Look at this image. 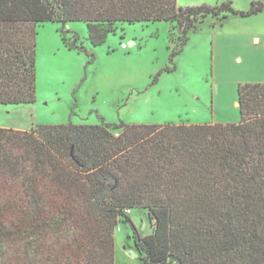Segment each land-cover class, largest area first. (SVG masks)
Instances as JSON below:
<instances>
[{
  "label": "trees",
  "instance_id": "16d2710c",
  "mask_svg": "<svg viewBox=\"0 0 264 264\" xmlns=\"http://www.w3.org/2000/svg\"><path fill=\"white\" fill-rule=\"evenodd\" d=\"M261 12L258 2L239 12L228 1L0 0V106L36 102L45 23L83 22L98 47L122 24L176 22L187 36L207 19ZM238 105V124L0 127V264H115L121 219L145 264H264V83L240 85ZM133 210L148 211L151 235L138 236Z\"/></svg>",
  "mask_w": 264,
  "mask_h": 264
},
{
  "label": "rangeland",
  "instance_id": "374dc122",
  "mask_svg": "<svg viewBox=\"0 0 264 264\" xmlns=\"http://www.w3.org/2000/svg\"><path fill=\"white\" fill-rule=\"evenodd\" d=\"M232 2L239 12L264 0H178L181 7ZM76 44L83 49L70 50ZM239 59V60H238ZM37 100L1 105L0 127L30 131L61 125L238 124V88L264 83V12L207 19L183 34L176 22L119 25L94 47L83 22L37 29ZM119 133L118 130H112ZM140 238L151 235L148 211L130 215ZM115 231V264H145L131 224Z\"/></svg>",
  "mask_w": 264,
  "mask_h": 264
},
{
  "label": "crops",
  "instance_id": "0c3cea01",
  "mask_svg": "<svg viewBox=\"0 0 264 264\" xmlns=\"http://www.w3.org/2000/svg\"><path fill=\"white\" fill-rule=\"evenodd\" d=\"M240 17V16H239ZM239 60V59H238ZM260 82V81H259ZM258 81H255V83H259Z\"/></svg>",
  "mask_w": 264,
  "mask_h": 264
},
{
  "label": "built area",
  "instance_id": "2783aa9c",
  "mask_svg": "<svg viewBox=\"0 0 264 264\" xmlns=\"http://www.w3.org/2000/svg\"><path fill=\"white\" fill-rule=\"evenodd\" d=\"M128 214H130V211H128ZM120 230V229H119Z\"/></svg>",
  "mask_w": 264,
  "mask_h": 264
}]
</instances>
